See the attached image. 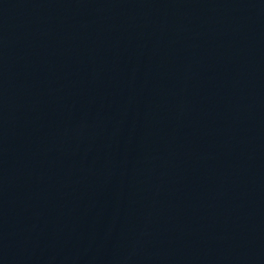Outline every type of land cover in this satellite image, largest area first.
I'll list each match as a JSON object with an SVG mask.
<instances>
[{
  "label": "water",
  "instance_id": "obj_1",
  "mask_svg": "<svg viewBox=\"0 0 264 264\" xmlns=\"http://www.w3.org/2000/svg\"><path fill=\"white\" fill-rule=\"evenodd\" d=\"M0 264H264V0H0Z\"/></svg>",
  "mask_w": 264,
  "mask_h": 264
}]
</instances>
